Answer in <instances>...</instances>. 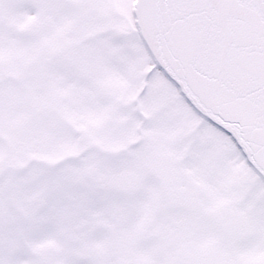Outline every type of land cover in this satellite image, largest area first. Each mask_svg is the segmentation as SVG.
<instances>
[{
	"label": "snow or ice",
	"instance_id": "obj_1",
	"mask_svg": "<svg viewBox=\"0 0 264 264\" xmlns=\"http://www.w3.org/2000/svg\"><path fill=\"white\" fill-rule=\"evenodd\" d=\"M0 264H264V0H0Z\"/></svg>",
	"mask_w": 264,
	"mask_h": 264
}]
</instances>
